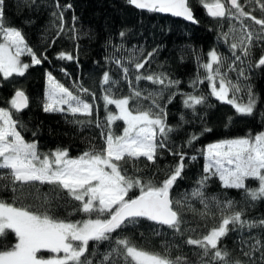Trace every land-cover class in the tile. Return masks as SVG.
<instances>
[{
	"label": "snow or ice",
	"instance_id": "obj_1",
	"mask_svg": "<svg viewBox=\"0 0 264 264\" xmlns=\"http://www.w3.org/2000/svg\"><path fill=\"white\" fill-rule=\"evenodd\" d=\"M127 3L149 13H169L193 23L198 22L194 19L189 0H127ZM198 3L212 18L239 21V28L232 25L229 33H224L223 36L227 40L230 33L233 35L229 50L235 60L243 64L237 50L244 57H248L254 39L264 40V18L252 15L254 8L246 12L245 5L239 0H198ZM247 3L258 4L259 10L264 13V0H247ZM4 7L5 0H0V74L4 79L14 74L23 77L30 66L41 64L47 57H37L26 43L21 30L5 23ZM57 8H60L59 4ZM53 15L63 22L62 11ZM245 20L253 23L245 24ZM253 25L260 27L255 29ZM59 30L63 31V27ZM123 35L122 32L121 36ZM25 54L31 57L30 63L22 62L21 56ZM152 55L153 53H148L149 57ZM208 56L210 61L201 66L209 73L206 79L211 82V94L217 100L231 104L237 114L251 116L255 107L251 87L247 86L246 104L237 103L236 96V93L241 92L239 77L248 78L245 76V69L239 68L238 79L234 83L220 72L226 58H222L215 50L210 51ZM58 59L71 60L73 57L62 52ZM111 59L120 65L119 60L114 57ZM129 62L134 63L138 73L135 76L137 83L148 80L163 88L158 93L144 95L139 89L132 88L129 81L130 94L119 98L111 94V88L106 89L107 94L103 96V100L107 123L104 126L99 119H90L94 105L84 97L92 95L95 100V95L88 88L82 84L74 85V92L55 80L51 73L47 74L48 86L43 110L62 112L65 109L61 106L67 105V112L73 116L79 113L89 117L87 120H73V123H95L101 129L103 145H93L78 157H70L67 149L60 148L49 153H40L35 142L24 139L18 130V125L20 128L23 125L14 119V114L29 106V97L23 90L15 91L8 101L9 108L0 107V192L12 193L10 200L0 197V240L10 233L14 234V243L0 244V264H93L90 257L96 253L90 251V242L98 245L102 241H112V233L129 224H137L138 218L167 226L176 235H184L189 229L182 228L186 221L181 209H191V199H198L203 205L205 211L199 212L202 218L208 215L210 202L221 212L220 222L216 226L199 238L190 236L185 240L187 245L195 246L199 250L195 253L198 258L196 264H264V240L259 236L242 240L238 256H233V251L221 243L222 238L237 229H260L264 235V218L244 219L243 209L232 211L235 201H220L214 196L209 199L204 192L208 181L212 177H218L223 188L242 191V195L253 202L264 200V132L254 135L249 133L245 137L225 139L207 145L206 152L202 150L206 161L203 171L206 175L196 181L198 186L190 195L184 193L180 198L171 196V190L177 179L182 178L181 173L185 167L182 152L172 153L178 155L180 161L162 181L150 176H137L136 173L144 171L139 167L143 162L142 157L155 165L158 155H162L159 150L167 146L165 142L173 129L167 125V112L158 103L157 97H162L164 89L177 87L180 81L170 80L163 73L146 76L139 74V70L144 68L148 60L140 62L132 57ZM249 64L257 68L264 66V55L254 65L251 61ZM229 70L236 71L231 66ZM128 72L129 69L123 67L126 80ZM216 79H219L218 88ZM198 81L199 77L192 81V86ZM116 83L107 72L104 73L102 85ZM174 95L175 93L169 96L168 103H171ZM205 99L202 95L187 94L183 103L185 107L194 108L195 105L203 104ZM149 100L150 104H144V101ZM113 104L118 115L108 109V105ZM183 119L181 116V120ZM117 120L124 124L122 134L119 135L111 130L112 124ZM230 120L231 118L229 122ZM198 138L196 135L191 136L188 144L191 145ZM191 159L195 160L196 157L192 156ZM125 165H131L132 175L128 174L129 170ZM249 180L257 186L250 187L246 184ZM45 184L51 186V195L36 196L38 203L35 204L25 202L33 191L39 193V186ZM133 189L139 192L134 197L129 195ZM65 193L70 199H65ZM61 200L64 201L63 204L59 203ZM54 201L57 207H67L72 201L79 202L73 206L72 212H68V217L79 212L87 218L72 221L56 215ZM226 210L230 214H225ZM190 231L194 232L195 229ZM154 234L161 235L158 230ZM114 243L115 247L104 254L101 264H193L185 255L172 258L168 246L161 253L138 247L128 237L118 236Z\"/></svg>",
	"mask_w": 264,
	"mask_h": 264
},
{
	"label": "trees",
	"instance_id": "obj_2",
	"mask_svg": "<svg viewBox=\"0 0 264 264\" xmlns=\"http://www.w3.org/2000/svg\"><path fill=\"white\" fill-rule=\"evenodd\" d=\"M239 2L245 5L246 12L254 8L252 15L264 18V13H261L258 4H248L247 0H239ZM57 4L60 5L59 9ZM189 4L195 20L198 21L195 25L156 13L138 11L126 0H5V23L21 30L26 43L37 57L46 56L47 59L42 60L41 64L30 66L23 77L14 74L4 79L0 74V107L9 108L8 101L15 91L23 90L29 97V106L22 112L14 114V119L23 125L22 128L18 125V130L21 131L24 139L27 142H35L41 150L39 152L57 148L67 149L69 156L75 158L93 145L97 147L103 145L101 129L97 128L95 123L92 125L73 123V120H87L89 117L79 113L73 116L67 112V105H63L62 108L65 111L62 112L43 110L48 86L47 74L51 73L55 80L74 92V85L82 84L83 87L88 88L89 92L95 95V100L92 95L84 97L94 105L90 119L93 121L99 119L104 126L107 123L103 100V96L107 94L106 89L111 88V94L117 98L128 96L129 81H131V87L139 89L144 95L161 91L163 88L161 85L153 84L148 80L137 83L135 80L138 73L134 63L129 62L130 59L135 57L140 62L148 60L144 68L139 70V74L146 76L163 73L168 79L178 80L180 83L177 87L164 89L162 97H157L158 103L165 107L167 112L166 123L173 129L165 142L167 146L159 150L162 155H158L155 165L142 157L143 162L139 164V167L144 171L136 175L150 176L162 181L180 161V157L172 153L180 151L185 157V167L181 173L182 178L177 179L170 195L175 198H180L184 193L190 195L198 186L196 181L202 175H206L203 171L206 161L202 150L205 152L207 145L225 139L245 137L249 133L254 135L264 132V66L257 68L249 64L251 61L254 65L261 55H264V40L254 39L250 49L251 54L248 57H244L237 50V55H240L243 61L241 64L240 61L235 60L229 50L233 35L230 33L227 40L223 36L224 33H229L232 25L239 28V21L208 17L198 0H189ZM61 11L63 22L53 15ZM252 23L245 20V24ZM61 26L63 31L59 30ZM253 27L258 29L260 26L253 25ZM122 32L123 36H121ZM212 50H215L222 58H226L220 72L234 83L238 79L239 68L245 69V76L248 78L239 77L241 92L236 93V96L237 103L246 104L248 102L247 86L251 87L255 98V107L251 116L237 114L231 104L221 102L211 94V82L206 79L209 73L201 65L210 61L208 53ZM62 52L71 55L73 59H58ZM148 53L153 55L149 57ZM113 57L120 61V65L112 61ZM21 59L27 63L31 62V57L27 54L22 55ZM229 66L236 71H230ZM123 67L129 69L127 80L124 78ZM213 67L215 68L216 65ZM105 72L117 83L102 85ZM197 77L199 81L193 87L192 81L197 80ZM216 83H219V79H216ZM173 93L175 95L171 103H168V98ZM187 94L202 95L206 99L203 104L188 108L183 103ZM81 95L83 96L82 93ZM150 103V100L144 101L146 105ZM108 109L116 114L117 109L114 104L108 105ZM181 116L184 117L183 120ZM229 118H231L230 122ZM123 127V121L117 120L112 124L111 130L119 135ZM193 135L199 138L189 145L188 140ZM192 156L196 159L192 160ZM125 167L129 170L128 174L132 175L131 165H125ZM246 184L250 187L257 186L251 180L246 181ZM50 187L46 184L39 186V193L33 191L25 202L38 203L35 197L51 195ZM204 192L209 199L214 196L220 201L229 199L235 201L232 211L243 209L244 219L264 218V200L253 202L246 199L242 191L225 189L218 177H212L208 181ZM138 194L137 189L129 193L133 197ZM11 195L10 191L0 192V197L5 200H10ZM64 196L65 199H70L66 193ZM59 203L63 204L64 201L61 200ZM78 203L72 201L67 207H57L54 201L53 208L56 215L79 221L87 217L79 212L68 217V212H72L73 206ZM190 203L191 209L187 207L181 209L186 221L182 228L189 229L184 235H176L167 226L138 218L137 224H129L112 233V241H102L98 245L90 242V251L96 253L95 256L90 257L93 264H101L104 254L115 247L114 242L118 236L128 237L138 247L148 251L163 253L165 246H168L172 258L185 255L193 264H196L198 258L195 253L199 250L195 246L187 245L185 240L190 236L199 238L207 233L220 222L221 212L214 203L210 202L208 215L202 218L199 212L205 211L203 205L198 199H191ZM225 214L230 212L226 210ZM156 230L161 235H155ZM251 236H259L264 240L260 229L251 231L237 229V231H230L226 237L222 238L221 243L233 251V256H238L240 242L248 240ZM3 243H14V234L10 233L0 240V244Z\"/></svg>",
	"mask_w": 264,
	"mask_h": 264
},
{
	"label": "water",
	"instance_id": "obj_3",
	"mask_svg": "<svg viewBox=\"0 0 264 264\" xmlns=\"http://www.w3.org/2000/svg\"><path fill=\"white\" fill-rule=\"evenodd\" d=\"M127 1V0H126ZM134 9H136L133 5H131ZM136 10H138V11H142V12H147L146 10H140V9H136ZM204 10H205V13L207 14V12H206V9L204 8ZM156 14H158V15H161V16H166V17H170V18H172V19H177V20H180V21H183V22H185V23H187V24H191V25H195L196 23H193V22H191V21H188V20H185L183 17H174V16H172L171 14H169V13H156ZM208 16V15H207ZM208 17H210V16H208ZM210 18H212V17H210ZM195 19V18H194ZM25 110V109H24ZM23 111V110H22ZM21 111V112H22Z\"/></svg>",
	"mask_w": 264,
	"mask_h": 264
},
{
	"label": "rangeland",
	"instance_id": "obj_4",
	"mask_svg": "<svg viewBox=\"0 0 264 264\" xmlns=\"http://www.w3.org/2000/svg\"><path fill=\"white\" fill-rule=\"evenodd\" d=\"M22 60V59H21ZM22 62H24V61H22ZM25 63H27V62H25ZM1 76L3 77V75L1 74ZM216 82V81H215ZM216 85H217V88L219 87V83H216ZM215 97V96H214ZM229 98H231V96H229ZM61 107H63V105L61 106ZM116 114L118 115V110L116 111ZM120 134H122V132L120 133ZM222 141V140H221ZM217 142H220V141H217ZM214 143H216V142H214ZM212 144V143H211ZM207 147V146H206ZM38 151H41V150H39V148H38ZM52 151H55V150H52ZM52 151H43V152H40V153H49V152H52ZM205 152H206V149H205Z\"/></svg>",
	"mask_w": 264,
	"mask_h": 264
}]
</instances>
